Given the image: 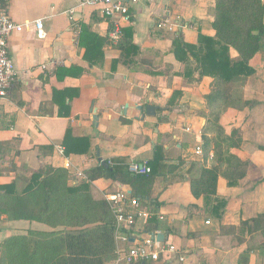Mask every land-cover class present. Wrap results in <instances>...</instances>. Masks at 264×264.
<instances>
[{"label": "crops", "instance_id": "0c3cea01", "mask_svg": "<svg viewBox=\"0 0 264 264\" xmlns=\"http://www.w3.org/2000/svg\"><path fill=\"white\" fill-rule=\"evenodd\" d=\"M169 1L167 6L162 0H139L130 7L131 21L123 24L121 40L131 41L138 52L128 64L115 63L119 42H107L110 26L100 10L78 8L77 0L5 1L12 20L24 27L8 41L16 79L0 102V187L13 184L14 191L22 193L31 176L44 167L64 170L66 186L73 187L85 182L75 180L76 172L86 175L100 160L107 165L115 159L127 165L147 163L155 146H161L164 171L145 185V200L137 197L151 218L132 233L163 234L181 251L184 262L162 257L134 264H264V226L253 221L264 213V44L248 63L252 73L242 83L237 106L223 111L218 121L226 135L237 133L238 147L230 153L245 164L240 171L230 168L226 177V166L213 156L214 143L205 153L204 136L214 138L213 132L206 133L211 111L206 96L214 80L200 77L191 57L178 61L166 34H180L191 45L199 35L213 38L215 0ZM145 6L152 13L150 25L138 37L137 16ZM166 18L193 27L158 29L156 23ZM36 20H42L43 36L36 33ZM126 29H131V40ZM82 33L88 41L100 40L93 64L84 57ZM229 56L238 57L233 49ZM60 68L70 73L64 75ZM147 106L155 108L153 116L146 115ZM68 130L74 138L88 139V153L64 155ZM197 147L202 155L195 154ZM189 155L201 165L220 166L214 194L192 195L187 170L194 158ZM181 169L182 177L177 175ZM120 191L133 195L130 186L117 181L90 182L95 200L107 202V196ZM7 218L0 214V260L3 256L5 264L9 253L2 248L7 240L21 239L25 264L42 253L39 244L33 254L34 242L57 230L42 222Z\"/></svg>", "mask_w": 264, "mask_h": 264}, {"label": "trees", "instance_id": "16d2710c", "mask_svg": "<svg viewBox=\"0 0 264 264\" xmlns=\"http://www.w3.org/2000/svg\"><path fill=\"white\" fill-rule=\"evenodd\" d=\"M210 25L214 31L213 38L199 35L196 45L187 44L181 38H177L173 41L172 52L178 61L184 62L191 57L196 63L195 69L199 76H209L214 80L212 90L206 96L207 104L211 108L206 133L213 132L214 138L209 140L204 136L205 153L207 156L210 143H214L213 156L226 166L223 174L228 177V173L225 172L227 169L240 171L244 169L245 164L230 153L232 148L238 147L239 142L235 140L237 133L226 135L218 121L223 111L237 106L239 97L235 90L236 86L242 84L252 73L248 63L262 50L263 2L215 0L214 18ZM124 33L128 35V40H131V29H126ZM85 36V33L80 35V42L82 44L86 42L84 57L93 64L92 59L96 58V45L100 40L92 36L94 40L88 41ZM120 46L122 53L115 63L119 61L129 63L131 55L138 52L137 46L131 41L127 44L122 42ZM230 49L237 53L236 59L229 56ZM99 56L102 58L101 53ZM59 71H63L64 75L70 73L69 69L60 68ZM88 142L87 138L72 137L68 130L62 142L64 155L88 153ZM163 159L162 147L155 146L152 159L146 163L151 170L146 176L131 175L126 161L115 159L107 168L101 164L92 168L86 173L88 181L73 187L66 186L64 170L51 167H44L34 173L22 193L14 191L13 184L0 187V191L3 192V195H0V214H6L10 220L37 221L57 229L47 233L41 242H34L33 254L40 246L42 253L36 260H26L25 264L110 263L115 250V223L109 204L104 200L93 199L89 192L90 182L99 178L117 181L130 186L132 196L145 200L148 197L145 185L149 186L153 177L164 171L165 164L161 162ZM202 176V180L191 186V193L196 198L200 195L207 197L215 192V185L208 184L209 181L214 184L217 174L205 172ZM253 221L264 226V213ZM145 231L150 232L147 229ZM3 245L2 251L6 250L9 253L7 262L22 264L21 239L11 238ZM0 264H5L3 256Z\"/></svg>", "mask_w": 264, "mask_h": 264}, {"label": "built area", "instance_id": "2783aa9c", "mask_svg": "<svg viewBox=\"0 0 264 264\" xmlns=\"http://www.w3.org/2000/svg\"><path fill=\"white\" fill-rule=\"evenodd\" d=\"M5 1L0 0V102L7 98L9 90L16 79V70L9 54L8 41L12 34L21 31L24 27L23 24L12 20L5 6ZM138 1L77 0V7L100 10L110 26L107 42L116 45L122 38L123 24H128L131 21L130 7L137 4ZM72 11L70 10L68 13ZM33 25L37 35L43 36L42 20L34 21ZM156 27L176 32L178 29L193 26L192 24H179L177 21L166 18L158 21ZM195 154L202 155V149L197 147ZM127 169L133 176H146L151 172L146 163H130ZM74 177L77 181H88L87 176L82 172H76ZM106 199L115 223V250L111 264L157 262L162 257H172L180 263L184 262L181 251L165 239L162 241L157 239V233H149L139 237L133 235L134 230L142 229L151 218V213L141 205L137 197L132 196L130 192L120 191L107 196Z\"/></svg>", "mask_w": 264, "mask_h": 264}, {"label": "rangeland", "instance_id": "374dc122", "mask_svg": "<svg viewBox=\"0 0 264 264\" xmlns=\"http://www.w3.org/2000/svg\"><path fill=\"white\" fill-rule=\"evenodd\" d=\"M163 2H164V5H169V3H170V1L169 0H162ZM184 2L186 1V0H183ZM172 6H174V4L172 5ZM171 6V7H172ZM175 7V6H174ZM151 8H153L152 6H151ZM171 10L172 11H174V8H171ZM152 15V13H151V11H150V9H149V7H147V6H145L144 8H142L141 9V13H139L138 14V16H137V24H138V31H139V35H138V37H143L144 36V34L146 33V31H147V29H149V25H150V23H149V18H150V16ZM177 21V20H176ZM178 21H181V20H178ZM193 21H195V22H197L196 20H193ZM192 21V22H193ZM167 34V37L168 38H170V40H172V46H173V41L175 40V39H177V38H181L182 40H183V37L180 35V34H177V33H166ZM179 36V37H178ZM123 42V40H120L119 41V43L117 44V46H116V48L118 49V50H120V56H121V53H122V50H121V46H120V43H122ZM172 54H173V52H172ZM134 55H136L135 53L134 54H132L131 55V57L132 56H134ZM127 56H129V53H127ZM119 63H122L121 61H119ZM124 64V63H123ZM126 64H128V63H126ZM242 84L241 83H239V85H237L236 86V89L235 90H237L238 91V94H240L241 92H242ZM239 106V105H238ZM241 106V105H240ZM229 119V118H228ZM227 123H228V121L225 123V125H227ZM188 158H194V161H191L190 162V164H189V169L187 170V173L190 175V177H189V180H188V182H189V184H190V190H191V186L193 187V185H194V183H196L198 180H202V178H203V176L201 177V175H203V173H205V172H214V174H218L219 173V168H220V166H217V163H215V162H213L212 164H216V165H212V166H210V167H207V164L206 163H203L202 165H201V163H199V162H197V159L195 158V156H193V155H189V156H187ZM183 169H181L179 172H178V174L177 175H179V176H183V172L184 171H182ZM182 171V172H181ZM228 169L225 171L226 172V174L228 173ZM176 175V174H175ZM157 176H155V177H153V178H155V179H157V178H159V177H157ZM211 177V176H210ZM165 178L162 180L163 181V183H162V187H166L165 185H167V184H165L166 182H165ZM207 180V179H206ZM214 184L211 182V181H209V184H208V186H213V185H215V189H216V183H217V177L215 176V178H214ZM160 188H161V185H160ZM206 188H208V187H206ZM196 198V197H195ZM7 220H10L9 218H7ZM10 221H12V220H10ZM15 221H17V220H15ZM108 263V262H107Z\"/></svg>", "mask_w": 264, "mask_h": 264}, {"label": "water", "instance_id": "95a60500", "mask_svg": "<svg viewBox=\"0 0 264 264\" xmlns=\"http://www.w3.org/2000/svg\"><path fill=\"white\" fill-rule=\"evenodd\" d=\"M139 109H141V108H139ZM154 107L153 106H147L146 107V115L147 116H153L154 115ZM100 164L102 165V166H104V167H108V165H107V163L106 162H104V161H102V160H100ZM157 239H159V240H163L164 239V235L163 234H158L157 235Z\"/></svg>", "mask_w": 264, "mask_h": 264}]
</instances>
